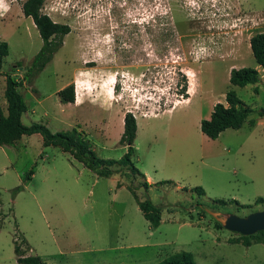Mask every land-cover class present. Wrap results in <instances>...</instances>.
<instances>
[{
	"label": "rangeland",
	"instance_id": "obj_1",
	"mask_svg": "<svg viewBox=\"0 0 264 264\" xmlns=\"http://www.w3.org/2000/svg\"><path fill=\"white\" fill-rule=\"evenodd\" d=\"M25 1L0 0V40L9 47L0 105L8 74L24 83L18 91L34 110L25 126L84 131L104 160L125 154L121 117L132 112V163L151 184L145 188L126 169L114 173L118 185L98 177L59 147H43L40 134L0 146V264H17L14 245L25 256L31 247L46 264H157L181 251L197 264H264V245L232 243L239 235L205 211L245 217L264 210L255 205L264 199V72L247 42L264 33V0H44L42 12L71 32L31 85L23 76L42 41L20 13ZM233 68L256 69L260 82L230 86ZM184 76L188 93L198 87L180 106ZM67 82L76 106L55 94ZM230 90L252 110L255 125L209 140L198 118ZM130 187L161 209L158 228L143 218Z\"/></svg>",
	"mask_w": 264,
	"mask_h": 264
},
{
	"label": "trees",
	"instance_id": "obj_2",
	"mask_svg": "<svg viewBox=\"0 0 264 264\" xmlns=\"http://www.w3.org/2000/svg\"><path fill=\"white\" fill-rule=\"evenodd\" d=\"M44 0H26L21 10L25 18H31L42 45L39 51L33 57L30 65L26 68L23 76V82L31 84L33 80L45 69V67L53 60L55 54L61 49L64 38L71 32V28L67 24L56 23L42 12ZM249 47L255 63L264 72V33H257L250 37ZM9 54L8 44L0 40V70L3 66L5 58ZM19 66V64L17 65ZM230 86L243 88L247 85H256L260 82L259 73L253 68L231 69L229 72ZM22 82L14 79L10 75H5L4 97L7 104L6 116L0 113V146H13L22 136H31L40 134L42 137L43 147H59L63 152L69 153L75 160L81 163L85 168L93 172L101 178H108L116 172L126 169L132 177H140L144 180L145 176L140 173L132 163L134 155V142L137 133V122L132 112H126L123 117V131L119 138L118 144L126 148L125 154L119 160L100 159L92 150L91 143L85 136V132L72 128L65 132L51 133L45 126L33 124L25 126L21 117L26 107L18 88L22 86ZM117 85H114L116 90ZM188 80L184 76L182 79V87L180 95L183 99L188 98ZM57 96L62 104H73L75 102V87L70 84L61 89ZM252 110L245 105L230 90L225 93L224 104L216 103L208 119L200 122L201 133L209 140H216L219 135L227 129L238 130L244 124L254 126L255 121L249 119ZM117 168V170H114ZM32 175V173H31ZM27 180L30 176L26 177ZM171 181H165L162 184H171ZM145 188L148 187L146 181L143 183ZM22 190L19 186L14 189L13 193ZM134 201L140 210L143 218L148 222L150 228L156 229L161 223V209L155 206L149 199L141 201L135 190L130 187ZM197 195H204L200 187L192 189ZM221 205H226L223 201H213ZM264 204L263 198H258L255 205ZM240 209L251 208L250 205H239ZM221 228V225L216 222ZM232 243H240L244 247L253 244L264 245V231L257 232L251 236H241ZM14 253L17 256V264H45L43 259L36 255L25 256L21 253L20 248L14 245ZM157 264H197L191 253L177 252L169 255Z\"/></svg>",
	"mask_w": 264,
	"mask_h": 264
},
{
	"label": "water",
	"instance_id": "obj_3",
	"mask_svg": "<svg viewBox=\"0 0 264 264\" xmlns=\"http://www.w3.org/2000/svg\"><path fill=\"white\" fill-rule=\"evenodd\" d=\"M264 114V109L261 111ZM223 229L241 236H251L264 231V210L252 212L245 217L221 214L205 210Z\"/></svg>",
	"mask_w": 264,
	"mask_h": 264
},
{
	"label": "crops",
	"instance_id": "obj_4",
	"mask_svg": "<svg viewBox=\"0 0 264 264\" xmlns=\"http://www.w3.org/2000/svg\"><path fill=\"white\" fill-rule=\"evenodd\" d=\"M22 6V5H21ZM20 13L23 15V13H22V10L20 9ZM34 25V24H33ZM34 28H35V26H34ZM36 29V28H35ZM248 43H249V40L247 41ZM55 59V56H54V58H53V60ZM52 60V61H53ZM51 61V62H52ZM50 62V63H51ZM233 67V66H232ZM237 69H239V68H237ZM231 70V69H230ZM15 76V75H14ZM3 80H4V89H5V77H3ZM70 83L69 82H67V83H64L56 92H55V94L57 95V93L61 90V89H63V88H65L66 86H68ZM23 85H24V83H23ZM29 85H31V84H29ZM30 87V86H29ZM188 87H189V85H188ZM197 87H198V83H197ZM197 87H196V90H195V92H194V94L192 95V94H190V93H188V98L187 99H183L182 100V104L180 105V106H182V105H187L191 100H192V98L194 97V95L196 94V91H197ZM233 87H235V86H233ZM4 89H3V92H2V97H3V105L1 106L0 105V113L2 114V115H4V116H6V114H7V104L5 103L6 101H5V97H4ZM19 89V88H18ZM32 89H34V88H32ZM35 91H31L32 93H33V95H35L36 96V93H37V90L36 89H34ZM19 92V91H18ZM188 92V91H187ZM22 96V95H21ZM58 97V96H57ZM23 98V97H22ZM224 98H225V96H224ZM58 100H59V98H58ZM75 101H76V98H75ZM60 102V101H59ZM217 103V101L216 102H214L212 105H211V112H212V109H213V106L215 105ZM62 104V103H61ZM224 104V103H223ZM66 105H70V106H72V105H75L76 106V102H74L73 104H66ZM25 107H26V110H25V112L22 114V117H21V121H22V123H23V119L24 118H27L28 120H30V117L33 115V111L34 110H31V111H29V109L27 108V106H26V104H25ZM172 110H170V111H164V112H162V113H159V114H157V115H155V116H153V117H151V118H158V117H160L161 115H163V114H166V113H169V112H171ZM211 112H209L208 113V116L206 117V119H208L209 117H210V114H211ZM136 118V117H135ZM149 118V117H148ZM137 119V118H136ZM204 118L203 117H199L198 118V124H199V126H200V122H201V120H203ZM121 120H123V117H121ZM137 122V121H136ZM24 124V123H23ZM228 130H232V129H227V130H225L224 132H226V131H228ZM239 130V129H238ZM224 132H222L221 134H220V136L224 133ZM137 134H138V127H137V133H136V137H137ZM33 135H35V134H33ZM33 135H31V136H33ZM22 138H24V136H22L18 141H20ZM208 139V138H207ZM18 141H16V142H18ZM135 152H136V149L134 148V155H135ZM133 155V156H134ZM114 175V174H113ZM113 175H111L110 177L111 178H113V179H115V181H116V183L118 182V180L119 179H117L115 176H113ZM144 175V174H143ZM145 176V175H144ZM110 177H108V178H110ZM144 180L146 181V183H147V185L148 184H151V178L149 177V176H147V177H145L144 178ZM178 184V186H177V188H182V186H180L179 185V183H177ZM117 185H118V183H117ZM120 187H122V186H120ZM117 188H119L118 186H117ZM30 251H31V253H32V255H34L33 254V252H32V249H31V247H30ZM36 256H38V255H36ZM40 257V256H39ZM42 258V257H41ZM44 261V260H43ZM45 262V261H44ZM46 264V263H45Z\"/></svg>",
	"mask_w": 264,
	"mask_h": 264
},
{
	"label": "bare ground",
	"instance_id": "obj_5",
	"mask_svg": "<svg viewBox=\"0 0 264 264\" xmlns=\"http://www.w3.org/2000/svg\"><path fill=\"white\" fill-rule=\"evenodd\" d=\"M191 85H192V83H191Z\"/></svg>",
	"mask_w": 264,
	"mask_h": 264
}]
</instances>
